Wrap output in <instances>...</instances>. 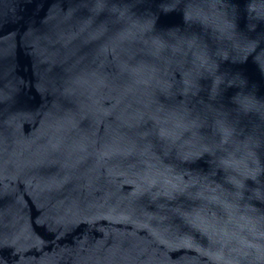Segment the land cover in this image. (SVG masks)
<instances>
[{
  "label": "water",
  "instance_id": "1",
  "mask_svg": "<svg viewBox=\"0 0 264 264\" xmlns=\"http://www.w3.org/2000/svg\"><path fill=\"white\" fill-rule=\"evenodd\" d=\"M262 58L264 0H0L3 264H264Z\"/></svg>",
  "mask_w": 264,
  "mask_h": 264
},
{
  "label": "snow or ice",
  "instance_id": "2",
  "mask_svg": "<svg viewBox=\"0 0 264 264\" xmlns=\"http://www.w3.org/2000/svg\"><path fill=\"white\" fill-rule=\"evenodd\" d=\"M96 2H97L98 4H103V3H105V0H96ZM262 59H264V58H262ZM161 135H162V136H165V135H167V133L162 132ZM245 175H250V176H252L253 179H256V178H257L256 173L253 172V171H251V170L246 171V172H245ZM260 179H261L262 181H264V176H261ZM234 183H236L237 186H239V185H240V180H239V179H235V180H234ZM262 198H264V197H262ZM0 264H3V260H2V258H0Z\"/></svg>",
  "mask_w": 264,
  "mask_h": 264
}]
</instances>
